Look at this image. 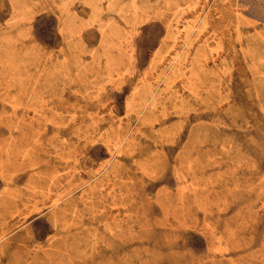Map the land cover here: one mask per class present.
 Returning <instances> with one entry per match:
<instances>
[{
	"label": "rangeland",
	"instance_id": "1",
	"mask_svg": "<svg viewBox=\"0 0 264 264\" xmlns=\"http://www.w3.org/2000/svg\"><path fill=\"white\" fill-rule=\"evenodd\" d=\"M0 264H264V0H0Z\"/></svg>",
	"mask_w": 264,
	"mask_h": 264
},
{
	"label": "bare ground",
	"instance_id": "2",
	"mask_svg": "<svg viewBox=\"0 0 264 264\" xmlns=\"http://www.w3.org/2000/svg\"><path fill=\"white\" fill-rule=\"evenodd\" d=\"M200 4V3H199ZM193 6V5H192ZM191 11V10H190ZM233 14V13H232ZM177 22V21H176ZM238 23V22H237ZM237 38V37H236ZM217 39V38H216ZM194 42V41H193ZM226 50V49H225ZM228 50V49H227ZM172 55V54H171ZM227 60V59H226ZM228 61V60H227ZM209 62V61H208ZM189 65V64H188ZM167 66V65H166ZM184 75V74H183ZM177 81V80H176ZM165 90V89H164ZM169 90V89H168ZM166 92V91H165ZM133 93V92H132ZM153 100V99H152ZM205 100V99H204ZM138 101V100H137ZM142 101V100H141ZM153 102V101H152ZM221 103V102H220ZM143 104V103H142ZM145 104V103H144ZM195 106V105H194ZM202 106V105H201ZM217 106V105H216ZM141 108V107H140ZM183 110V109H182ZM183 112V111H182ZM181 114V113H180ZM187 115V114H186ZM145 118V117H144ZM150 118V117H148ZM185 119V118H184ZM187 119V118H186ZM156 122V121H155ZM146 124V123H145ZM183 125V123H182ZM150 128V127H149ZM147 131V130H146ZM149 133V132H148ZM180 135V134H179ZM7 240V239H6ZM4 243V242H3Z\"/></svg>",
	"mask_w": 264,
	"mask_h": 264
}]
</instances>
